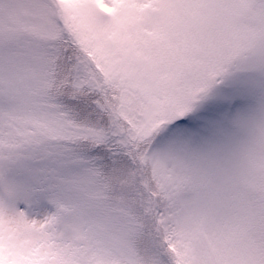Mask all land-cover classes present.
<instances>
[{
	"label": "snow or ice",
	"instance_id": "1",
	"mask_svg": "<svg viewBox=\"0 0 264 264\" xmlns=\"http://www.w3.org/2000/svg\"><path fill=\"white\" fill-rule=\"evenodd\" d=\"M0 264H264V0H0Z\"/></svg>",
	"mask_w": 264,
	"mask_h": 264
}]
</instances>
